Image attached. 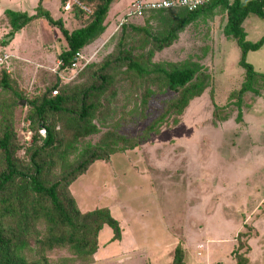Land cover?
I'll list each match as a JSON object with an SVG mask.
<instances>
[{
  "label": "rangeland",
  "instance_id": "374dc122",
  "mask_svg": "<svg viewBox=\"0 0 264 264\" xmlns=\"http://www.w3.org/2000/svg\"><path fill=\"white\" fill-rule=\"evenodd\" d=\"M130 1L110 4L104 30L86 44L85 52L92 54L90 64L71 84L85 87L105 61L114 64L121 35L118 21ZM75 2L0 0V57L7 56L0 76L7 75L10 87L6 90L0 85V135L5 126L12 130L13 158L24 171H28L27 147L37 132L29 119L28 102L38 101L57 79L53 69L65 42L58 29L41 16L9 38L3 11L33 14L39 6L69 31L86 21L85 16L73 15ZM176 13L148 12L127 24L161 32ZM225 21V10L216 4L177 31L169 46L153 51L151 65L196 63L205 77L201 93L179 112L164 114L153 130L145 128L177 93L155 80L123 77L125 66L116 68L110 87L113 95L99 99V113L93 119L96 132L80 139L75 153L86 145L95 146L116 122V131L134 138L136 145L93 161L67 190L80 212L106 208L118 222L120 239L111 241V230L103 225L92 254L75 253L68 246L45 249L48 264H169L176 249L183 264H187L183 254L193 255L195 264H264V78L256 77L253 92L236 93L244 70L238 65V46L223 34ZM241 26L249 41L264 36V20L255 15H248ZM124 34V46L141 52L153 48L141 32L125 29ZM245 60L264 73V46L248 51ZM67 80L62 78V82ZM145 88L151 93L145 95ZM59 126L55 120V130ZM37 136L36 144H40ZM1 154L0 149V170L4 165ZM74 154L66 157L67 163H72ZM58 164L51 172H59ZM165 224L178 241L170 251L172 235L163 229ZM35 228L37 238L42 239L44 223L38 221ZM123 229L136 243L129 235L122 237ZM34 243L29 237L23 251L29 262L36 252Z\"/></svg>",
  "mask_w": 264,
  "mask_h": 264
},
{
  "label": "trees",
  "instance_id": "16d2710c",
  "mask_svg": "<svg viewBox=\"0 0 264 264\" xmlns=\"http://www.w3.org/2000/svg\"><path fill=\"white\" fill-rule=\"evenodd\" d=\"M64 1L61 0L62 3ZM75 1L71 7L73 15L85 16L86 21L82 26L69 31L62 26L59 19H52L48 12L39 6L33 14L11 9L3 11L9 26V32L6 34L9 38L36 16H41L58 29L65 47L56 56L60 61L55 72L57 79L38 101L32 99L28 102L31 109L29 119L37 131L35 135L38 133L40 140V144H36L34 135L32 143L27 147L28 171L21 170L13 158L12 130L5 126L0 135L4 163L0 170V264H48L43 251L63 246H68L75 253L90 255L96 249V235L103 225L110 228L111 241L120 239L118 222L110 216L106 208L80 212L67 190L68 185L93 161L105 160L112 153L136 145L134 138L116 131L119 126L116 122L100 135L95 146L86 145L75 153L79 140L96 132L93 119L99 113V99L113 95L110 87L113 75H116V68L125 66L121 71L123 77L135 76L151 82L155 80L167 90L177 93L175 98L169 101L167 108L145 128L146 132L153 130L155 124L162 121L164 114L170 110L179 112L188 100L199 95L205 81L196 63L168 67L151 65L149 59L153 51L169 46L177 31L184 25L193 21L205 9L220 4L226 16L223 34L232 38L238 46V65L244 70L243 82L236 93L240 95L247 91L253 92L256 77L264 78V73L255 71L245 60L248 51H255L264 46V36L256 41H249L245 38L241 26L250 14L264 20V0H210L208 4L192 11L166 8L144 12L142 15L148 12H177L167 20L161 32L151 33L146 26L127 24L130 19L126 20L120 25L121 35L117 42L114 64L105 61L95 74L94 80L85 87L71 83L90 62L72 79L62 82L60 76H66L65 72L70 67L75 52L84 48L104 30L103 20L114 0ZM81 7H86L89 11ZM125 29L143 33L151 41L153 48L141 52L124 46ZM0 85L3 89H10L7 75L4 73L0 76ZM52 90H56V93L51 94ZM150 91L145 88V95L151 93ZM15 95L17 96L16 93ZM55 120L60 125L59 130H55ZM39 128H43V136L39 134ZM72 154V163H67L66 157ZM57 162L59 172L56 174L51 170ZM38 221L45 225L42 239L37 238L38 230L35 225ZM29 237L37 242L34 243L36 252L35 255L33 252L30 262L23 255ZM169 264H183L179 249L174 250L173 259Z\"/></svg>",
  "mask_w": 264,
  "mask_h": 264
},
{
  "label": "built area",
  "instance_id": "2783aa9c",
  "mask_svg": "<svg viewBox=\"0 0 264 264\" xmlns=\"http://www.w3.org/2000/svg\"><path fill=\"white\" fill-rule=\"evenodd\" d=\"M210 0H133L129 6L127 7L126 13L123 17H121L118 21V26L122 23L126 22V20L131 18H136L141 16L146 11L158 10V9H166V8H183L188 11H192L203 7L208 4ZM92 57V54L86 53L85 49L82 48L79 51H76L74 56L72 57V63L68 68V72H70L67 76L64 77L65 80L71 79L74 75L83 68L85 64H87ZM7 56L3 55L0 57V68L3 67V64ZM60 65V61L56 62V67L53 69L54 72H57L58 66ZM56 90H52L51 94H55ZM40 135H44L43 128H39L38 130Z\"/></svg>",
  "mask_w": 264,
  "mask_h": 264
},
{
  "label": "crops",
  "instance_id": "0c3cea01",
  "mask_svg": "<svg viewBox=\"0 0 264 264\" xmlns=\"http://www.w3.org/2000/svg\"><path fill=\"white\" fill-rule=\"evenodd\" d=\"M131 2V1H130ZM129 2V3H130ZM86 48V46L84 47V49ZM205 210H203V212H204ZM209 217V216H208ZM203 218H205V216H202L201 217V219H203ZM198 221H200V220H198ZM128 226V224H127V222L124 224V226ZM163 229L165 230V232H169V234L170 235H172L171 236V239H170V244H169V247H168V250L170 251V249H172V245L173 244H176L178 241H175L174 240V232H172L169 228H168V226H167V224H165L164 226H163ZM131 232V231H130ZM188 233H190L189 231H188ZM131 234H132V232H131ZM126 235H129L128 234V232L126 231H124V229L122 230V237H124V239H128L127 237H125ZM128 237H130V241H133L134 243H136V241H135V239L133 238V236L131 237V235H129ZM172 237H174V238H172ZM218 240H220V238L218 239ZM208 241H210V240H208ZM172 244V245H171ZM169 251L167 252V254L169 253ZM131 252V251H130ZM184 255V260L187 262V264H195L194 263V260H196V258L195 257H193V255L191 256V257H189V256H186L185 254H183ZM169 256V255H168ZM169 258H170V256H169ZM185 262V263H186Z\"/></svg>",
  "mask_w": 264,
  "mask_h": 264
}]
</instances>
